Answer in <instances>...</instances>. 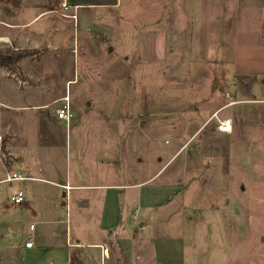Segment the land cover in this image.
Returning <instances> with one entry per match:
<instances>
[{
  "label": "rangeland",
  "instance_id": "rangeland-1",
  "mask_svg": "<svg viewBox=\"0 0 264 264\" xmlns=\"http://www.w3.org/2000/svg\"><path fill=\"white\" fill-rule=\"evenodd\" d=\"M101 3H0V52L21 56L0 68L14 152L64 183L125 186L134 231L117 257L131 245L130 264H264V0ZM5 178L0 162V224L21 222L16 243L36 210L11 204L19 183Z\"/></svg>",
  "mask_w": 264,
  "mask_h": 264
},
{
  "label": "crops",
  "instance_id": "crops-1",
  "mask_svg": "<svg viewBox=\"0 0 264 264\" xmlns=\"http://www.w3.org/2000/svg\"><path fill=\"white\" fill-rule=\"evenodd\" d=\"M118 4V0L116 2L103 0L99 6ZM6 111L5 99L0 94V137H7L8 153L12 157L8 164L1 160L0 162L6 175L15 173L24 178L11 183H19V190L13 193L10 201L17 192H22L24 202L18 206L23 207L24 211L34 208L36 213L35 221L30 224L27 231V237H22L23 239L16 243H10L6 235L18 233L21 222L15 219L0 224V245H5L0 264H130L134 260L137 262L135 258L137 251L131 245L133 258L121 257V250L126 251L129 246L124 243V239L131 236L130 233L134 231L129 213L135 204L131 202L132 194L125 192L126 187L121 183L103 187L99 184L89 186L72 183L70 175L66 177L65 183L63 179L58 181L54 173L41 167L36 159H32L33 155L21 156L14 152L13 145L20 134L7 121ZM51 173L54 177L50 176ZM135 177V174L131 173L132 181ZM148 182L149 180L131 185L130 188L144 187ZM41 183H48L54 187L50 202L46 203L43 200L47 190ZM66 185L72 188L68 194ZM61 190L64 191L62 196ZM91 190L96 192L87 194ZM62 198L66 199V203H61ZM13 205L17 206L15 203ZM156 205L159 206L160 203ZM60 207H67L66 220L60 217ZM136 218L137 211L134 220ZM31 226H34L33 230ZM29 242L33 245L26 247ZM116 247L121 249L116 251ZM118 254L121 255L117 257Z\"/></svg>",
  "mask_w": 264,
  "mask_h": 264
},
{
  "label": "built area",
  "instance_id": "built-area-1",
  "mask_svg": "<svg viewBox=\"0 0 264 264\" xmlns=\"http://www.w3.org/2000/svg\"><path fill=\"white\" fill-rule=\"evenodd\" d=\"M68 102V101H65ZM57 115L59 119L65 120L66 122H69L72 117L73 114L70 112L69 110V106L66 103V105L62 108L57 110ZM212 120H215L217 123V130L222 133V134H232L233 132V128H234V124L232 119H228V118H220L219 117V113L214 114ZM2 140V138L0 137V141ZM1 160V158H0ZM24 178H22L20 175L15 174V173H7L6 178L4 180V182L6 183H13L15 181H19V180H23ZM65 189L68 192L71 191V187L70 185H66ZM11 201L17 205H20L24 202V196L22 192H17L11 199ZM31 229H34V226H31ZM33 245L32 242H29L26 244V247H31Z\"/></svg>",
  "mask_w": 264,
  "mask_h": 264
},
{
  "label": "trees",
  "instance_id": "trees-1",
  "mask_svg": "<svg viewBox=\"0 0 264 264\" xmlns=\"http://www.w3.org/2000/svg\"><path fill=\"white\" fill-rule=\"evenodd\" d=\"M22 0H0L1 4H9L15 8H19ZM21 59V56H13L10 54H4L0 52V68H9L13 66L17 61ZM7 141L4 139L0 148L3 152L6 150Z\"/></svg>",
  "mask_w": 264,
  "mask_h": 264
},
{
  "label": "bare ground",
  "instance_id": "bare-ground-1",
  "mask_svg": "<svg viewBox=\"0 0 264 264\" xmlns=\"http://www.w3.org/2000/svg\"><path fill=\"white\" fill-rule=\"evenodd\" d=\"M64 101H68V98H65Z\"/></svg>",
  "mask_w": 264,
  "mask_h": 264
}]
</instances>
